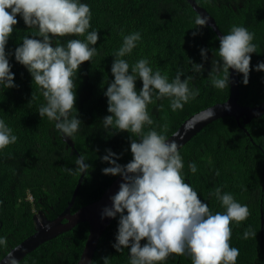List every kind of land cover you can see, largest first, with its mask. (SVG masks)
I'll return each instance as SVG.
<instances>
[{
  "label": "trees",
  "instance_id": "trees-1",
  "mask_svg": "<svg viewBox=\"0 0 264 264\" xmlns=\"http://www.w3.org/2000/svg\"><path fill=\"white\" fill-rule=\"evenodd\" d=\"M91 10L88 31L97 30L96 54L90 61L79 66L74 77L77 116L82 121L79 131L71 139L74 151L64 141L61 133L47 117L37 113L44 102L38 86L32 82L27 69L9 56L14 83L18 87L0 89V119L12 128L17 136L14 144L0 150V236L7 239V247L0 248V258L35 230L34 216L41 212L52 219L62 212L71 198L78 180L64 168H75L79 155L86 156L90 165L87 176L83 174L80 187L71 207L74 212L80 206L98 199L103 191L119 175H105L101 169L109 166L100 157L106 149L119 155L118 163L126 164L132 159L130 133H110L102 126V119L109 115L107 98L103 95L113 77L110 72L114 53L122 44V35L139 31L141 40L131 54L122 57L131 66L141 58H147L153 70L166 74L171 81L177 71L181 79L191 76L189 87L199 89L195 99L182 110L172 111L167 97L156 99L147 106L152 125L145 131L163 130L169 137L180 124L192 114L216 103L224 102L230 87L223 90L209 83L214 51L219 40L211 27L195 29L198 15L187 0H83ZM216 21L222 34L232 25L244 26L254 34L252 43L257 48L250 54V72L247 85L239 80L238 103L256 106L264 99V71L253 69L264 61V0H195ZM17 24L8 39L6 52L14 51L25 35L35 29L27 28L17 15ZM197 31L195 36L192 35ZM68 39L84 40V36L59 37L58 42ZM53 46L55 44L53 43ZM207 50L202 60L200 49ZM203 63L200 73L192 70L191 62ZM137 91L142 82L137 79ZM232 116L217 118L202 127L180 149L184 161L182 174L185 182L197 192L213 213L225 209L216 199L217 187L221 192L231 193L241 204L248 207L247 219L231 222L229 244L239 249L236 264H264V112L242 124ZM137 139V137H132ZM194 162L196 173L188 165ZM28 194L32 197L30 200ZM261 215L263 227L261 231ZM118 217L106 226L98 240L90 264H128V249L117 252L115 242ZM246 229L256 232L254 237L243 238ZM89 231L86 222L38 245L18 261L19 264H76ZM143 244V241H141ZM160 264H191L185 255L170 254Z\"/></svg>",
  "mask_w": 264,
  "mask_h": 264
},
{
  "label": "clouds",
  "instance_id": "clouds-1",
  "mask_svg": "<svg viewBox=\"0 0 264 264\" xmlns=\"http://www.w3.org/2000/svg\"><path fill=\"white\" fill-rule=\"evenodd\" d=\"M17 15L27 28L35 31L25 35L14 51L6 52L8 39L18 22ZM90 20V7L83 0H0V89L18 87L9 63V56H14L15 61L27 69L43 97L44 102L37 113L40 117L46 116L63 138H72L82 124L74 107V77L81 63L90 61L96 54L99 36L97 30L88 31ZM208 21L207 16L197 15L194 28L199 31L202 27H211ZM197 31L192 35L195 36ZM69 35L84 36L85 39L58 42L59 37ZM253 38V33L238 25H232L227 34L218 37L219 46L214 55L219 59L212 60L208 74L214 88L228 89L230 68L242 74L241 83L247 85L250 54L257 48L252 43ZM140 40L139 31L122 35V44L115 51L110 68L113 79L103 93L110 113L102 119L103 128L110 133L127 131L131 134L132 159L129 162L118 163L119 155L111 149H106V154L100 157L109 165L101 169L103 174L122 178L118 191L109 198L111 205L101 211V218L118 217L112 247L117 252L128 249V264H160L173 253L187 254L191 264H236L239 249L229 244L230 223L247 219V205L217 187L210 194L225 210L211 212L185 182L184 161L177 140L164 134L167 125L161 132L145 131V126L153 123L147 106L154 102V93L156 99L169 98V107L176 111L195 99L200 90L190 88L191 76L181 79L183 72L180 70L169 81L166 74L153 70L147 58L130 66L122 57L131 54ZM206 52V49H200L202 60L207 59ZM190 62L194 72L203 70V63ZM253 69L264 71V61L258 62ZM137 79L142 82L139 91L135 84ZM208 115L211 117L213 111L210 110ZM16 141L12 128L0 119V150ZM86 160L81 154L75 160V168H64L63 171L78 177L81 174L87 176L90 165ZM188 168L193 174L197 171L194 162L189 163ZM28 198L32 199L30 194ZM255 235L256 232L246 229L243 238ZM6 247V237L0 236V248ZM13 253L8 252L7 264H19Z\"/></svg>",
  "mask_w": 264,
  "mask_h": 264
},
{
  "label": "water",
  "instance_id": "water-1",
  "mask_svg": "<svg viewBox=\"0 0 264 264\" xmlns=\"http://www.w3.org/2000/svg\"><path fill=\"white\" fill-rule=\"evenodd\" d=\"M192 9L202 16L209 18L208 24L216 36L223 35L219 30L215 19L195 0H187ZM230 74V94L229 97L220 103H216L204 108L185 119L180 126L173 132L169 139H176L179 149L190 140L202 127L209 122L225 116H232L238 120L242 118V123H248L253 117L259 116L264 112V99L256 106H246L238 103L239 99V80L237 73L233 69H229ZM213 111V115H208L209 111ZM182 137V139H181ZM64 141L74 151V145L70 138H63ZM77 156L79 154L77 153ZM83 174L77 180L71 198L66 208L52 219H46L41 213V221L35 219V230L29 236L24 238L20 243L9 249L6 254L0 258V264H7V256L9 251H14L15 258L20 261L26 253L31 252L41 243L56 237L65 231L70 230L79 222H86L89 225L88 235L83 246L81 255L76 264H90L93 254L98 244V240L105 230L106 226L113 218H101V211L105 206L111 205L110 196L118 191L119 184L122 182L120 176L116 177L112 183L103 191L102 195L93 202L85 204L71 212L78 189L82 181ZM263 227V216L261 215V231Z\"/></svg>",
  "mask_w": 264,
  "mask_h": 264
},
{
  "label": "rangeland",
  "instance_id": "rangeland-1",
  "mask_svg": "<svg viewBox=\"0 0 264 264\" xmlns=\"http://www.w3.org/2000/svg\"><path fill=\"white\" fill-rule=\"evenodd\" d=\"M35 219L41 221V214H35Z\"/></svg>",
  "mask_w": 264,
  "mask_h": 264
}]
</instances>
